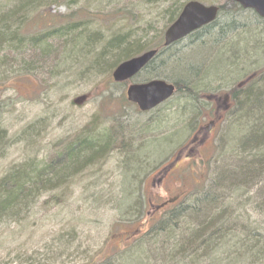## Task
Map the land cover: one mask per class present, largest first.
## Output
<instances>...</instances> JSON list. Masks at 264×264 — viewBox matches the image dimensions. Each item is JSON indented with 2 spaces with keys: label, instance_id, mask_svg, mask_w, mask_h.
Returning <instances> with one entry per match:
<instances>
[{
  "label": "rangeland",
  "instance_id": "374dc122",
  "mask_svg": "<svg viewBox=\"0 0 264 264\" xmlns=\"http://www.w3.org/2000/svg\"><path fill=\"white\" fill-rule=\"evenodd\" d=\"M195 1L223 7L230 3V0ZM187 2L189 0H176V5L182 7ZM168 3L163 0L162 6L166 7ZM11 4L12 0H0V9H9ZM161 8L144 0H45L43 7L26 13L20 23L27 33L41 34L44 30L56 29L59 16L73 10L72 21L78 22L75 26L80 24L87 30H99L100 35L109 31H124L130 39L134 35L133 41L143 46L133 54L138 55L154 46L159 37L161 43L163 41V32L168 25L156 14ZM50 15L53 17L44 21L45 27H42L40 21L43 20L38 19ZM232 15L224 11L219 15L226 30L222 33V42L215 48L206 51L202 45L194 46L196 43L178 47L184 54L193 46L187 55L194 54L195 57L203 56L206 51L207 60L202 66L210 62L204 71L206 76L200 74L202 67L197 71V78L203 77L205 85L196 88L198 94L194 101L198 105L203 98L206 103L194 109L192 100L186 101L181 93H175L152 111L140 113L125 98L128 83L111 80L105 84L111 73L108 68L99 71L87 67L92 56L90 52L83 57L87 63L80 64L68 61L65 52L57 47L46 58L43 67H37L30 77L16 80L22 68L20 56L25 54V58L34 59L36 54L32 50L36 49L23 45L13 53L7 54L6 50L0 53L7 64L0 61V127L9 138L8 147L0 157V177L11 166L32 161L40 166L48 162L62 150L68 137L88 132L86 126L91 123H87L94 115L99 119L98 123H104L90 137H101L103 130L113 129L118 123L121 125L116 136L113 135V145L107 147L108 154L69 178L70 194L67 197H54L57 192L47 190L23 212L17 214L15 209L0 215V264H96L99 258L110 253V245H118V241L134 233H144L151 223L162 218L165 210L170 209L159 212L155 218L147 216L150 193L157 192L162 196L165 191L172 192L180 196L175 204L178 205L190 202L195 189L208 190L215 169L225 171L229 162H233L231 142L226 140L232 137L234 129L235 137L244 134V131H238L240 126L232 125L236 122L232 114L237 107L232 92L238 83L250 76L248 83L235 94L239 96L264 74V22H245L243 19H252L250 14ZM51 39L53 47L48 51L58 42V38ZM100 43L94 46L93 54L100 51ZM220 48L223 49L218 52ZM154 75L155 72L142 70L132 81L141 83ZM164 80L173 82L171 77ZM226 95L227 102L232 104L230 109L223 112L221 121L202 144L195 140L188 146L196 128L206 125L211 116L209 97L221 98L223 102ZM119 114H124V118L120 119ZM113 118L117 124L112 122ZM32 125L35 126L33 133L28 136L25 131ZM121 137L131 142L128 150L137 155L135 169L125 164V154L117 150ZM184 146L188 147L183 149ZM177 156L179 158L174 162ZM169 165L165 180L156 184L158 170ZM260 177L262 181H256L255 185L253 181H239L244 186L225 191V197L231 195L232 198H224L225 202L221 204L224 209L238 204L243 206L242 219L258 229L264 223V212H257L256 207L262 200L259 197L263 196L264 169L256 178ZM125 190L128 202L120 205L117 199ZM139 204L144 206L139 208ZM124 245H118L119 251ZM134 245L135 239L126 245L127 250L132 251ZM142 263L153 264L149 260Z\"/></svg>",
  "mask_w": 264,
  "mask_h": 264
},
{
  "label": "trees",
  "instance_id": "16d2710c",
  "mask_svg": "<svg viewBox=\"0 0 264 264\" xmlns=\"http://www.w3.org/2000/svg\"><path fill=\"white\" fill-rule=\"evenodd\" d=\"M144 1L162 7L156 14L166 20V26L175 19L181 9V5L177 7L176 0H167L169 3L166 7L162 6L163 0ZM44 2L45 0H12L9 9H0V53L4 50L7 54L13 53L16 48L23 45L33 46V49H36V51L32 50L33 54H36L35 60L25 58V54L23 57L20 56L19 63H22L20 66L22 68L19 71L20 75L14 80L30 77L32 69L30 64L37 62L38 67L44 66L46 58L55 49L54 47L48 51L53 47L50 42L51 37L58 38L56 48L59 47L61 52H65L68 61L84 64L85 54L92 53L87 67L99 71L104 68L110 70L118 62L133 57V54L143 47L140 42L133 41L134 35L130 39L128 33L124 31L120 33L109 31L106 35H100L99 30H87L84 25L75 26L77 23L70 28L59 25L56 29L44 30V33L32 35L26 40L27 42L21 44L20 36L17 35L19 22L26 13L38 8ZM225 30V25L218 27L217 32L206 35L194 46L202 45L206 51L215 48L222 42V33ZM97 42H101V49L93 54ZM42 43L44 48L39 51L36 44ZM155 43L149 49L159 47L161 38L159 37ZM174 49L171 46L162 50L161 55L145 66L143 71L155 72V76L161 75L158 77L161 79L171 77L176 88L175 93H181L186 101L192 100L194 109L195 95L198 94L196 88L205 85L203 77L197 78V76L201 67L200 74L206 76L204 71L210 62L202 65L207 60V56L205 57L207 52L205 51L203 56L195 57L194 54L187 55L191 49L184 54ZM222 49L220 48L218 52ZM5 59L3 56L0 57V61L7 65ZM176 71L179 73L177 74ZM186 71L193 73L189 75ZM260 77L258 83H251L246 90L239 93V96L235 95L234 90L232 92L233 98L237 100V107L232 114L236 122L232 125L240 126L237 130L244 131V134L235 137L234 129L232 137L226 140L229 144L231 142L234 152V156H231L233 162H229L228 168L225 171L216 168L208 190L195 189L190 202L172 206L163 213L162 218L151 223L144 233H134L118 241V245L125 244L121 251L118 245H110V253L99 258L96 264H144L143 260H149V263L153 264H264V223H261V228H254L242 219L243 206L238 204L233 207L227 206L230 209H224L221 205L225 202L224 198L228 197L227 195L225 197V191L240 189L242 184L238 183L239 181L242 180L243 183L253 181V185L256 181L257 183L262 181V177L256 178L264 169V74L262 73ZM110 81L111 76L108 75L105 84ZM34 127V125L29 127L25 133L29 136L33 133ZM92 133L93 130H89L79 134L57 152L56 158L40 166L33 164L32 161L9 167L0 177V215L13 212L15 209L17 214L23 212L29 208L31 202L37 200L47 190L56 191L54 197L70 194L69 178L74 176L78 169L101 161L108 154L107 147L113 145V135L110 133L106 136L90 137ZM8 142L9 138L5 130L0 127V157L8 147ZM130 143L121 137L117 150L125 154L127 158L125 164H130L135 169L137 155L135 151L128 150ZM219 191L221 195L218 194ZM124 194L127 196L126 190ZM228 198L231 199V195ZM259 198L262 200L256 203V207L257 212L262 213L264 191L263 196ZM110 238L113 239V236L110 235ZM133 239L136 245L132 251H129L126 245Z\"/></svg>",
  "mask_w": 264,
  "mask_h": 264
},
{
  "label": "water",
  "instance_id": "95a60500",
  "mask_svg": "<svg viewBox=\"0 0 264 264\" xmlns=\"http://www.w3.org/2000/svg\"><path fill=\"white\" fill-rule=\"evenodd\" d=\"M244 8L254 9L264 17V0H234ZM217 8L204 6L195 1L187 2L178 17L164 32V45L185 36L197 27L212 21ZM154 51L121 62L112 72V79L120 82L136 74L154 55ZM174 91V86L163 80H151L141 84H131L126 90L127 100L135 103L141 111H147L168 99Z\"/></svg>",
  "mask_w": 264,
  "mask_h": 264
},
{
  "label": "flooded vegetation",
  "instance_id": "af4514ba",
  "mask_svg": "<svg viewBox=\"0 0 264 264\" xmlns=\"http://www.w3.org/2000/svg\"><path fill=\"white\" fill-rule=\"evenodd\" d=\"M203 5L206 6V7L215 6L217 8V11L215 13L214 19L212 21L206 23V24H203V25L197 27L196 29H194L191 32L187 33L185 36L181 37L180 39H177L176 41L172 42L171 44H169L167 46H163V44H160L159 47H153V48L148 49L147 51L151 50V51H154L155 53L152 56V58L135 74V76L139 72H141L144 69V67L147 66L152 60H155L156 58H158V56L161 55V53H162L161 51L162 50H165L166 48H169V47L172 46L173 48H176L177 51H179L180 50L178 48L179 46H181V45H183L185 43H187V46L191 45V43L198 42L199 40L203 39L206 35L213 33V31L216 32L217 28L222 25L221 24V20L222 19H218V17H219V15L222 14L223 11L226 12L227 14H233L232 16L241 15L243 17L244 14L252 15L251 16L252 19H250V20L243 19L245 22H248V21H252L253 23L264 22V17L260 16L254 9H252V8H244V7L240 6L234 0H230V3L228 5H226V7L219 6V5H205V4H203ZM182 7H181L180 11L178 12L177 16L181 12ZM177 16L175 17V19L177 18ZM234 20H236V19H234ZM256 24H258V23H256ZM162 43H163V41H162ZM134 56H136V55H133V57ZM157 78L158 77L154 75L153 78H151V79H157ZM249 78H250V76H248L244 81L238 83L236 85V89H234V91L236 93H238V91L242 90L241 89L242 85L248 83ZM148 80L149 79L147 78L143 82H146V81L148 82ZM130 82H135V81H132V79L131 80L129 79L128 83H130ZM201 87H204V86H201ZM201 101H202V103L198 104L200 106L203 105L204 103H206L203 98L201 99ZM227 101H228V96L227 95L224 97L223 102L221 101V98H217L215 96L209 97V103L212 105V109H211V112H210L211 116L208 118V121H207L206 125H200V126H198L196 128V130L193 132L194 135L192 134L193 136H192V139L190 140L188 146L193 145L195 143V140H198V142L200 144H202L205 141V139L207 138L208 134L210 132H212L214 126L221 121V118L223 116V112H227L230 109V107L232 106V104L227 102ZM198 105L195 103L194 107L198 106ZM152 110L153 109H151V111ZM139 112L140 113H146V112H149V111H139ZM191 120H193V119H191ZM188 146H184L183 149H185ZM178 158L179 157L177 156L175 158L174 162ZM172 163H173V161L170 164L172 165ZM171 165H169L167 168H163L162 167L161 168L162 170H158L159 177L156 179L157 180L156 184H161L162 181L165 180L166 176L168 175V171L170 170L169 167H171ZM164 195H166V196L164 197ZM179 198H180V196L178 197V195H174L172 192H169V191H165L162 194V196H161L160 193H157V192L150 193V198L148 199V205H149L150 208H152V214H151L152 218H155V215H157L159 212H162L165 209L175 205Z\"/></svg>",
  "mask_w": 264,
  "mask_h": 264
},
{
  "label": "bare ground",
  "instance_id": "6f19581e",
  "mask_svg": "<svg viewBox=\"0 0 264 264\" xmlns=\"http://www.w3.org/2000/svg\"><path fill=\"white\" fill-rule=\"evenodd\" d=\"M46 1H48V0H46ZM45 3V2H44ZM44 3L43 4H41L40 6H38V7H43V5H44ZM74 13H75V11H70L68 14H62V15H60L59 16V18H58V21H59V23H56V25H62L63 27H65V26H67V27H72L73 26V24H76V23H78V22H75V21H72V15H74ZM51 17H53V16H49V17H47L46 18V16H42V17H40L39 19H38V21H40V19L41 20H43L42 22L40 21V24L42 25V27H45V26H43V23H44V21H49L50 20V18ZM69 20V21H68ZM17 31H18V33H17V35L18 36H20V42H22L21 44H24V42H27L26 40H28L29 38H31L32 37V35H39V34H37V33H35V34H29V33H27V30H25L24 28H23V25L19 22V26L17 27ZM43 46V43L42 44H36V47H37V49H39V51H41L44 47H42ZM45 46V45H44ZM30 48H33V46H30ZM56 48V47H55ZM124 61V60H123ZM123 61H120V62H118L113 68H111L110 70H109V72L111 71V73H110V76H112V72L116 69V67L121 63V62H123ZM34 62V61H33ZM32 63V62H31ZM31 66H32V69H31V71H30V74L31 75H33L32 73H33V71L38 67V65H37V62H35V63H33V64H30ZM120 119H122V118H124V114H119V116H118ZM114 119V121H112L114 124H117V123H115L116 121H115V118H113ZM112 119V120H113ZM117 120V119H116ZM98 121H99V119L97 118V116H93L92 118H91V120L87 123V124H90L89 126H86V128H87V130L86 131H89V130H93V132L95 131V129L97 128V127H99L101 124H103L104 122L102 121V123H98ZM111 122V123H112ZM121 128V125L118 123L117 125H115V128H113V129H111V128H108L109 130H103L102 131V134H101V136H106L108 133H110L111 135H116V131H117V129L119 130ZM83 129V128H82ZM83 131V130H82ZM79 134H76L75 136L73 135V136H71V137H68L67 138V140L68 141H70V140H74L77 136H78ZM67 141V142H68ZM57 153L52 157V158H56L57 157ZM51 158V159H52ZM86 168L85 167H83L82 169H78L77 170V172H81V171H83V170H85ZM243 186V185H242ZM69 195V194H68ZM62 197H67V195H62ZM117 201H118V203L120 204V205H123V204H125V202H128V197L126 196V195H124V194H122V195H120L119 197H118V199H117ZM144 205H142L141 206V204H139V206H137V207H139V208H141V207H143ZM136 207V208H137ZM138 208V209H139ZM142 211H144L143 210V208H142ZM151 211V212H150ZM150 211H146V215L147 216H149V217H151L152 218V216H151V214H152V208H150Z\"/></svg>",
  "mask_w": 264,
  "mask_h": 264
}]
</instances>
